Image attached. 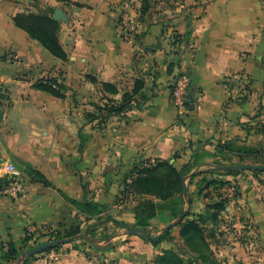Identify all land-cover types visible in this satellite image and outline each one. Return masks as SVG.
I'll list each match as a JSON object with an SVG mask.
<instances>
[{
    "label": "crops",
    "instance_id": "0c3cea01",
    "mask_svg": "<svg viewBox=\"0 0 264 264\" xmlns=\"http://www.w3.org/2000/svg\"><path fill=\"white\" fill-rule=\"evenodd\" d=\"M16 1L0 0V93L10 97L0 99V162L19 168L29 188L17 201L0 197V247L11 234L17 242L29 224L74 225L80 211L73 202L97 195L95 201L103 204V170L112 172L119 161H169L179 170L191 164L185 181L196 183L187 188L193 199L187 209L205 213L213 203L205 194L214 192L210 188L199 195L197 183L223 177L222 169L212 173L216 161L228 158L218 152L220 143L241 139L257 145L264 139L243 126L250 117L255 118L254 126L264 117V2L151 0L145 21H138L142 37L137 43L123 35L121 0H44L55 7L53 16L61 11L59 38L69 59L63 61L15 26L13 17L21 9ZM180 74H188L192 81L187 113L176 108L171 96ZM50 75L68 86L66 98L32 86ZM141 78L145 104L114 117L104 135L99 124L83 130V124L72 121L75 94L84 103L88 98L120 101ZM105 83L118 92L106 91ZM31 168L51 186L32 183L25 172ZM247 175L245 201L264 236V173ZM132 241L130 258L113 255L120 258L118 264L153 263L162 250L174 246L172 241L156 246ZM49 264L102 263L78 251H65Z\"/></svg>",
    "mask_w": 264,
    "mask_h": 264
},
{
    "label": "rangeland",
    "instance_id": "374dc122",
    "mask_svg": "<svg viewBox=\"0 0 264 264\" xmlns=\"http://www.w3.org/2000/svg\"><path fill=\"white\" fill-rule=\"evenodd\" d=\"M19 1L21 2V9L18 13H36L45 11L53 16L55 7L46 4L47 2L44 0H17L16 2L20 3ZM134 2V9L136 11L139 10L141 13L142 0H138L140 4L137 2V0ZM136 2L139 4V7L137 6ZM139 16L141 15L139 14ZM143 20L145 21V15L143 16ZM45 53L52 57L48 52L45 51ZM35 83L36 81L33 83V85ZM64 88V92L67 93L69 88L66 84H64ZM173 89L174 87L171 91L172 99L174 98ZM1 91L2 90H0V92ZM1 98L3 100H10V97H8L6 92L4 94L0 93V99ZM91 100L88 98L86 99V103H84L83 100L78 99L75 94L73 97V103L76 109L71 111V119L73 122L77 123L79 127H81L83 124V130H85V127L87 126L92 127L94 123L99 124L102 126L101 129L104 135V132H107L105 130L107 129V124H109L114 117H122L123 114H106L103 111H100V107L104 108L106 105L111 106L108 98H96L94 99L95 101H93V99ZM260 116L261 114L257 115V117ZM261 119L262 120L257 121L258 125H264V117ZM259 143H264V139ZM233 160V158H225L224 161L219 162V164L230 165L233 164ZM152 164L150 166H152ZM146 165H149V163L145 162V160H139L133 163H123L119 161L116 165L112 166V172L103 170L100 192L102 194L101 196L103 205H105L107 209L102 207L96 209H87L83 213L80 211L81 209H79L80 212L78 215H76L75 224L72 226L70 225L68 228L62 224H59L58 226L46 227H35L34 224H29L28 226L23 227L22 236L18 239L16 237L17 242L13 241L15 236L11 234V239L1 245L0 264H49L51 261L49 255H51L52 251L55 252V255L61 256V254L65 253V251H68L69 248L70 251H78L88 259L99 261L102 264H118L120 258H114L113 255L117 253L119 257L124 256L130 258L134 254L132 251L135 247L132 246L133 239L141 240V242L144 244L145 241L147 243L153 244L150 239L145 238L142 235L130 233V228H137L143 231L138 222L139 218L145 217V199H149L157 205L156 217L151 219L150 226L146 228V232L143 231V233L149 234L151 236L164 235L165 228L175 217L174 211L179 208H185L190 204L187 203L188 199L186 196H184L185 198H183L182 201H180V199L179 201L172 200L163 204V202L157 200V198L154 196H145V194L138 192L133 186L134 176L136 175L137 169H143ZM35 171L39 172L38 170ZM246 171H241L238 175L230 176V178L229 176L226 177L228 180L224 182V186L221 190L222 198L227 200V210L222 214L220 222L212 228L215 232V236L209 237L210 246L214 247V249L212 248V258L221 264H264V236L261 233L262 227L255 224V222H252V210L248 208L249 206L245 201V196L243 193L247 182H250L248 180L249 175H247V173L250 175L257 174H255L252 170ZM261 173H264V171ZM240 174L241 176H239ZM223 178L225 179V177ZM24 181L26 191L22 195L15 198L0 193V197L8 198L14 201L21 199L25 194L28 193L29 188V181ZM32 183L51 186L50 183L45 185L44 183L38 181H34ZM185 183L188 188L192 187L196 182L193 180H189L187 182L186 180ZM261 184L263 185L264 183ZM226 189L234 190V193H232L230 196L232 198L229 196L227 197V194L230 191H226ZM85 196L86 199L89 196L87 190L85 191ZM96 197L97 195H92L91 198L93 199L88 198L87 200L90 202H97L94 199ZM231 199H234L235 201V205L233 207L230 206ZM108 200L111 202H106ZM228 207L230 208L228 209ZM108 215L115 219H120L119 221L125 223L128 225V227H118L114 222L107 221ZM24 216H27V212L25 211H23L22 218L25 224H28ZM78 225H80L81 231L71 239V244L69 246L67 245L68 247L64 244H61L35 255L28 254V251L31 249L41 246L45 243L56 240H65V237L68 235L66 233L70 231L73 226ZM179 231L180 228H173L168 239L174 243V248L183 254L187 264H194L190 258L191 254L189 253V248L185 246L183 241L179 238ZM210 233H212V231ZM113 238H116V241L113 240ZM11 242H14L16 245V249L18 251L16 257L8 256L10 251L9 244Z\"/></svg>",
    "mask_w": 264,
    "mask_h": 264
},
{
    "label": "trees",
    "instance_id": "16d2710c",
    "mask_svg": "<svg viewBox=\"0 0 264 264\" xmlns=\"http://www.w3.org/2000/svg\"><path fill=\"white\" fill-rule=\"evenodd\" d=\"M59 2L70 3V0H58ZM151 0H142V11L139 16V21L143 22V16L146 15L152 8ZM15 26L25 31L31 39L38 41L51 55L61 59L63 61L68 60V54L62 46L59 38L61 31V23L53 18L48 12H20L13 17ZM142 37L141 33L135 34L136 42H140ZM35 89L45 91L50 93L58 98H65L66 93L64 92V84L59 81L58 77L55 76H46L33 85ZM145 87V82L143 79H140L136 82L134 90L132 92L125 93L120 101L115 99L108 98V101L111 103V106L106 105L104 108H99L100 111H103L106 114H123L131 110L133 107H141L142 104H145L147 96L143 93ZM103 88L106 91L117 93V89L114 85L110 83L103 84ZM189 103V101H188ZM137 104V105H136ZM189 105V104H188ZM190 106V105H189ZM188 106V107H189ZM251 120L245 123L243 126L248 133L252 131L264 135V125H252L255 119L254 117L250 118ZM218 152L228 158H237L239 163L223 165L219 164L221 161H216V169L212 170V173L215 170L222 169L223 177L216 178H204L198 185L199 195L204 192L206 189L212 188V192L209 194L206 193L205 197L212 198L213 203L208 204L205 213L202 214H193L190 210L185 208H179L174 211V219L171 222L179 218V216L186 212L184 219L177 223L176 226L180 228L179 238L183 241L185 246L189 248L190 258L194 264H221L217 260L213 259V251L210 246L209 237L215 236L213 227L217 225L221 218L222 214L227 210V200L222 198L221 190L224 186V182L228 179V176L238 175L241 171H231L227 167H232L240 164H250V165H264V143H257V145H248L246 141L241 139L228 140L224 143H220L218 147ZM148 163V162H147ZM146 165L143 169H137L136 175L134 176L133 186L136 190L145 196H154L157 200L163 202H170L180 199V201L187 197L188 204L193 202L192 197L189 193H185L184 189L186 186L185 179L186 176L191 172L192 165L187 164L182 169H177L169 161H160L152 166ZM232 165V166H231ZM162 169V170H160ZM25 172L31 177L32 180L42 182L47 185L49 182L47 179L39 172L29 169ZM255 174H261L262 171H253ZM80 211L83 213L87 209H96V208H106L105 205L90 202L85 200V203L75 202ZM182 203V202H181ZM157 205L149 199H145V217L139 218L138 224L141 226L143 231L146 232V228L150 226V221L157 215ZM138 215V214H137ZM107 221L114 222L118 227L127 228L128 225L125 223L114 219L110 215L107 216ZM170 222V223H171ZM145 229V230H144ZM173 229V228H172ZM171 230L166 231L164 235L160 236V239L153 244L159 245L164 241H170L168 237L171 234ZM81 227L73 226L70 231L66 234L65 239H72L78 233H80ZM212 231V233H210ZM71 242L65 243L64 245H70ZM67 246V247H68ZM203 248V249H202ZM9 257H16L17 249L14 242L9 244ZM70 251V248L68 249ZM153 264H187L183 254L174 246L169 249H164L162 252L156 256Z\"/></svg>",
    "mask_w": 264,
    "mask_h": 264
},
{
    "label": "built area",
    "instance_id": "2783aa9c",
    "mask_svg": "<svg viewBox=\"0 0 264 264\" xmlns=\"http://www.w3.org/2000/svg\"><path fill=\"white\" fill-rule=\"evenodd\" d=\"M262 1L264 2V0ZM133 3V0H121L120 2L122 7L120 19L123 35L125 39L129 41H135V34L138 33L137 25L139 24L138 17L140 11L134 9ZM191 86L192 81L188 74H180L173 86L174 105L181 113H187L189 110L188 94L191 90ZM25 191L26 186L23 172L10 162H0V193L16 198L22 195ZM226 191H230L227 194V197H230L231 194L234 193L233 189H226ZM230 202V206L233 207L235 205L234 199H231ZM229 208L230 207H228V209ZM59 257V255H55V252L52 251L51 255H49V258L51 259L50 262L58 260Z\"/></svg>",
    "mask_w": 264,
    "mask_h": 264
},
{
    "label": "water",
    "instance_id": "95a60500",
    "mask_svg": "<svg viewBox=\"0 0 264 264\" xmlns=\"http://www.w3.org/2000/svg\"><path fill=\"white\" fill-rule=\"evenodd\" d=\"M60 12L61 11L58 10L53 16V18L57 21L60 20ZM191 100H192V98L189 97V102H192ZM191 106L193 108V103L191 104ZM2 118H3V112L0 111V120ZM226 168L231 170V171H246V170L262 171V172L264 171V165L255 166V165H250V164H240V165H235V166L226 167ZM184 192L187 193V186H185ZM185 215H186V212L182 213L176 221L168 224L164 231L166 232V231L171 230L177 223L181 222L184 219ZM130 233L142 235L143 237L150 239L152 242H156L160 239V235L151 236L149 234L143 233V231L141 229H137V228H130ZM68 242H71V239H65L63 241L56 240V241L48 242V243H45L41 246H38L36 248L31 249L30 251H28V254L29 255H35V254L43 252L47 249H50V248H53V247H56L58 245L65 244Z\"/></svg>",
    "mask_w": 264,
    "mask_h": 264
}]
</instances>
